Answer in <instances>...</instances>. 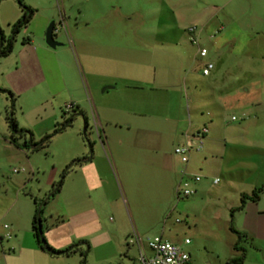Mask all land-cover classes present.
<instances>
[{
	"label": "rangeland",
	"instance_id": "obj_1",
	"mask_svg": "<svg viewBox=\"0 0 264 264\" xmlns=\"http://www.w3.org/2000/svg\"><path fill=\"white\" fill-rule=\"evenodd\" d=\"M234 2L238 28L251 25L255 7L264 25V0ZM234 2L0 0V30L13 43L12 51L0 56V88L5 90L0 92V264H142L140 249L149 254L147 240L154 236L174 243L188 238L189 264H217L218 258L241 254L234 245L249 248L241 229L258 215L254 209L231 213L239 204L241 176L235 162L242 157L224 145L239 134L264 142L261 126L247 127L250 108L240 110L231 94L225 98L221 126L211 129L213 139L205 140L202 153L190 162L201 176L202 191L184 198L176 194L185 167L174 153L178 127L121 112L119 43L124 37L144 27H168L188 43V27L195 26L197 34L215 31L222 20L206 21L221 5L230 10ZM28 9L31 19L14 33L13 24ZM51 22L54 39L62 43L55 48L45 43ZM214 46L203 45L209 55ZM222 49L214 63L216 81L226 87L220 94L232 87L244 90L250 66ZM113 82L114 89H105ZM184 91L182 85L181 114L188 102ZM78 99V108L66 109ZM242 110L246 118L240 117ZM10 113L17 132L8 126ZM35 209L50 247L85 243L70 254L41 250L31 229Z\"/></svg>",
	"mask_w": 264,
	"mask_h": 264
},
{
	"label": "crops",
	"instance_id": "obj_2",
	"mask_svg": "<svg viewBox=\"0 0 264 264\" xmlns=\"http://www.w3.org/2000/svg\"><path fill=\"white\" fill-rule=\"evenodd\" d=\"M229 1L231 3L237 0ZM236 5L234 2L230 10L226 8L227 4L218 8V11L213 14L214 17L211 16L205 24L210 25L212 18L222 20V22L218 23L215 31L197 34L198 45L192 44L189 37L187 38L188 43L182 42L179 33L168 27L161 29L144 27L132 30L129 34L131 36L124 37L119 43L122 49L120 60L122 64L121 112L152 116L155 124L159 123L167 127L176 125L177 135L179 134L178 144L186 140L195 142L191 134L206 125L209 131L204 139L205 142V140L213 139L211 129L221 126L227 101L225 98L231 94V97L238 102L240 110L248 107L252 112V122L247 127L259 125L264 129V25L262 15L257 7L252 8L251 25L247 29H240L237 27L235 10H233ZM140 16L142 17V14ZM208 42L215 45L214 54L200 57L199 50L205 49L203 45ZM221 48L227 52L230 51V55L238 63L243 65L247 63L250 66L252 75L243 83L242 86H246L244 90L232 87L230 93L221 95L220 91L226 87L219 85L220 83L216 81L219 68L214 66L208 75L202 74L201 69L206 61L213 62V64L218 62L217 59L221 56V51L218 49L221 50ZM86 57L91 58L89 55ZM110 84L114 89L116 83ZM182 85L188 102L186 111L181 114L178 105L182 97ZM177 98L178 102L175 104ZM80 102L78 99L70 104L78 108ZM97 115L99 117V113ZM240 117L246 118V112L242 110ZM146 129V127L140 128L143 131ZM240 130L243 131V126ZM224 147L235 151L243 159L235 162L237 172L241 176V188L237 190L239 204L236 207H238L242 194H250L253 189L264 184V142L244 140L239 134L235 142L230 145L225 143ZM202 151L193 154L198 155ZM191 159L192 156L184 168L189 175L197 174L194 164L190 163ZM201 181L196 185L198 186ZM196 185L195 193L199 194L202 186L197 187ZM263 199L264 195L260 194L257 201L248 200L243 209L239 210L241 213L254 209V213L258 215L251 225H248L246 229H241L244 237L249 239L251 244L246 249V256L241 264H264V204H261ZM234 232L239 234L237 231ZM179 244L184 248L187 245L183 241ZM218 260L217 264H223L227 258L222 257Z\"/></svg>",
	"mask_w": 264,
	"mask_h": 264
},
{
	"label": "built area",
	"instance_id": "obj_3",
	"mask_svg": "<svg viewBox=\"0 0 264 264\" xmlns=\"http://www.w3.org/2000/svg\"><path fill=\"white\" fill-rule=\"evenodd\" d=\"M189 34V40L192 44L198 45L199 39L196 32V27L191 26L187 28ZM207 54L205 49L199 50V56L205 57ZM214 68L213 62L206 61L201 69L203 75H208ZM67 110L74 109L73 104L66 105ZM236 119V117H232ZM208 127L206 125L197 129L191 137L195 139V142L186 140L183 143L177 144L174 148V153L180 157V160L187 165L190 161V157L193 153L201 152L204 147V139L208 134ZM15 172L18 170L14 169ZM201 180V176L198 174L189 175L186 169L183 168L180 172V178L176 186V194L180 198L189 197L196 192L195 185ZM218 179L214 180L217 183ZM7 227V226H5ZM184 244L189 243V239H184ZM147 249L149 254L145 250L140 249L139 261L142 264H189L190 255L184 247L179 243H174L164 239L162 236H154L147 240Z\"/></svg>",
	"mask_w": 264,
	"mask_h": 264
},
{
	"label": "trees",
	"instance_id": "obj_4",
	"mask_svg": "<svg viewBox=\"0 0 264 264\" xmlns=\"http://www.w3.org/2000/svg\"><path fill=\"white\" fill-rule=\"evenodd\" d=\"M23 9H25V7H23ZM32 15H33V10L32 9H28V13L23 12L22 18L18 19L13 24V32L14 33L18 32L19 27H21L23 25H26L29 22V20L31 19ZM4 41H6V47L2 48V44H3ZM23 42H25V41H23ZM12 45H13L12 39H6L5 40V38H4L3 34H2V31L0 30V56H7L12 51ZM4 91L5 90L0 88V92H4ZM6 118H7V122H8L9 128L13 132H17L18 131V127H17L16 121L14 120V117L12 116V113H10V115H8ZM57 131H58L57 129L54 130V133L57 132ZM19 132L22 134L24 132V130L20 129ZM50 136L51 135L46 136V138H49ZM42 141H44V140H42ZM38 147H36V148H38ZM61 183H62V180L60 181L59 186L57 187L56 190H58L60 188ZM263 191H264V184L262 186H260V187H257L255 189H253L250 194H242L241 198H240V205L238 207H236V208H232L231 209V213L233 211H236V210H242L244 205H245V203L248 200L249 201H254V202L257 201L259 195ZM231 216H233V215L231 214ZM39 223H40V216L38 214V210L35 209V212H34L33 217H32L31 229H32V232L34 234V237H35V240H36V243H37L38 247L41 250H43V251H46V252H48L50 254H70V253H74V252L78 251L79 245L85 243V241L81 240V241L77 242L76 244H72L71 246L66 247L65 249L55 250V249H53L52 247H50L46 243L42 233L38 229ZM234 249L240 250L241 254L239 256H237V257L230 258L228 261L225 262V264H241L244 261L245 256H246V249L238 247V245H234Z\"/></svg>",
	"mask_w": 264,
	"mask_h": 264
},
{
	"label": "water",
	"instance_id": "obj_5",
	"mask_svg": "<svg viewBox=\"0 0 264 264\" xmlns=\"http://www.w3.org/2000/svg\"><path fill=\"white\" fill-rule=\"evenodd\" d=\"M53 32H54V22H51V24L49 25V27L47 28L46 33H45V43L47 46H49L51 48H55L56 46L62 45V43L57 42L54 39ZM107 88H111V86L105 87V89H107ZM38 229L41 232L40 223L38 225Z\"/></svg>",
	"mask_w": 264,
	"mask_h": 264
}]
</instances>
